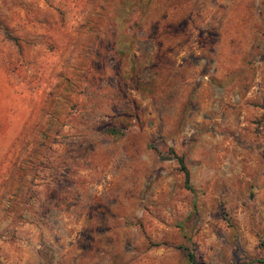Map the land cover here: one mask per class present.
Masks as SVG:
<instances>
[{
    "label": "rangeland",
    "instance_id": "1",
    "mask_svg": "<svg viewBox=\"0 0 264 264\" xmlns=\"http://www.w3.org/2000/svg\"><path fill=\"white\" fill-rule=\"evenodd\" d=\"M0 264H264V0H0Z\"/></svg>",
    "mask_w": 264,
    "mask_h": 264
},
{
    "label": "trees",
    "instance_id": "2",
    "mask_svg": "<svg viewBox=\"0 0 264 264\" xmlns=\"http://www.w3.org/2000/svg\"><path fill=\"white\" fill-rule=\"evenodd\" d=\"M177 162L179 164V169L181 170L182 174H183V184L184 187L190 191H192V188L190 187V185L188 184V171L185 168V166L183 165V162L181 160L180 157L177 158ZM180 248L185 249L184 247L180 246ZM186 260L188 262H193V257L191 255V253H186Z\"/></svg>",
    "mask_w": 264,
    "mask_h": 264
}]
</instances>
